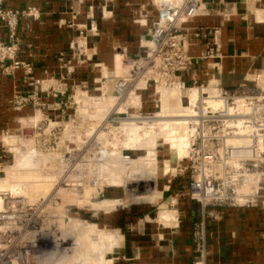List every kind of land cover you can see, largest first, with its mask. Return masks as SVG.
<instances>
[{
  "label": "crops",
  "instance_id": "0c3cea01",
  "mask_svg": "<svg viewBox=\"0 0 264 264\" xmlns=\"http://www.w3.org/2000/svg\"><path fill=\"white\" fill-rule=\"evenodd\" d=\"M4 2L8 8L33 6L41 11L40 20H24L19 26L20 60L32 65L33 79L44 80L47 86L53 84L58 94L49 96L36 88L32 78L27 79L22 71L7 75L0 65V133L5 130L10 133L11 127L34 118L39 112L32 104L16 109L17 94L30 96L38 92L39 101L46 105L45 110L39 112L41 116L47 114V120L52 121L64 119L62 110L67 92L73 91L79 82L99 74L95 66L101 64H91L96 60L112 67L118 53L125 55L124 58L140 55V38L157 19V9L151 0ZM148 8L155 10V16L139 25L136 18L143 12L146 16L150 14ZM90 28H96L97 33H91ZM187 28L192 31L220 28L222 32L219 72L212 68L210 61L201 59L207 51V41H192L190 55L194 63L191 70L181 76L188 87L210 84L216 77L224 90L234 92L241 86L254 87L251 81L264 76V0H203L202 10L189 21ZM81 34L86 36L90 51L96 53L91 63L78 59L71 49V45L81 39ZM6 39V30L0 25V40ZM152 89L140 94L149 109L153 103ZM182 205L178 226L172 230L159 227V234L135 235L137 239L131 247L138 252L129 250L128 255H124L126 262L119 264H194L200 258L202 236L206 247L205 264H264L262 204L204 208L188 199ZM123 242L124 239L116 249L121 248ZM108 261L116 264L119 258L112 257Z\"/></svg>",
  "mask_w": 264,
  "mask_h": 264
},
{
  "label": "rangeland",
  "instance_id": "374dc122",
  "mask_svg": "<svg viewBox=\"0 0 264 264\" xmlns=\"http://www.w3.org/2000/svg\"><path fill=\"white\" fill-rule=\"evenodd\" d=\"M152 10L148 8L150 14L146 16L143 12L141 17L136 18L139 25L155 16L156 12L155 10L151 12ZM140 52V55L143 54L144 49ZM95 54L89 49L85 54L77 56L81 61L91 63ZM119 54L121 58L117 60L121 63L113 62L112 67L95 60L91 65L101 64L95 66L99 74L91 80L79 82L73 91L67 92L66 103L62 110L65 112L62 115L64 119L47 120V114L43 117L38 112L34 118L25 119L11 127L10 133L6 130L0 133V246L4 249L8 247L6 242L10 241L13 248V252L8 253L2 250L0 254L3 256L10 254L15 262L13 259L9 261V257H6L3 260L0 259V264H38V258L53 249L51 241L40 242L42 245L49 244L48 250L43 252L39 250L34 253L30 246L34 235L41 232L49 222L57 225L62 220H69L70 223L80 221L95 224L98 230L107 233L109 237L106 242H96L93 244L95 247L91 246L94 247L91 250V258L99 260L104 258L108 261L112 257H118L119 261L116 264L126 262L124 255H128L129 250L135 254L138 252L137 248L131 247L132 242L137 239L135 235L159 234V227L170 230L175 227L172 224L169 227V223L163 226L158 224L162 206L166 205L173 212L177 218L176 226H178V221L182 217L180 209L184 207L182 204L190 200V176L188 171L179 172L178 165L181 161L171 172L155 178L157 190L164 193L156 202L147 200L140 204L132 203L133 197L144 193L145 190L142 188L137 193L133 188L129 189L127 184L132 180L129 179L132 172L128 171L127 175L128 172L124 168L121 169L124 174L120 171L118 162L121 161L119 157L122 156L118 154L123 153L132 160L145 157L143 151L124 149L123 142L126 141L128 132L123 124L134 121L138 126L143 127L142 116L159 113L161 103L160 95L155 93V85L152 87L151 109L144 106L141 92L133 96L119 97L115 87L118 81L116 78L121 75L119 69L122 65V53ZM88 69L91 68L88 67ZM110 74L114 76L110 77ZM251 82L256 85L255 81ZM260 87L264 86L260 85ZM134 103L137 105L134 106ZM163 103L166 104L165 101ZM189 104L188 93L182 90L181 106L189 110ZM176 107L178 106H172L171 112L177 113L179 109ZM170 149V145H163L159 140L158 169L164 167L165 161L176 162L171 156ZM104 153H114L118 159L116 156H108L106 159L102 155ZM25 157L26 159H23ZM184 163L181 164L184 165ZM70 176L76 180L71 181ZM67 177H70V182ZM119 181H122L123 185ZM71 183L77 188L72 187ZM153 186L150 185V187ZM108 202L112 204L116 202L122 206H116L115 210H112L113 207L109 211L104 208L101 210ZM99 203L101 205H98ZM98 207L99 210H95ZM53 228L55 231V226ZM65 230L67 233L70 231L68 227ZM59 232L61 231L58 230L57 233ZM94 238L99 239L98 236ZM123 239L122 247L116 249ZM83 242L86 245L91 244L88 238ZM79 261L77 264H81L82 260Z\"/></svg>",
  "mask_w": 264,
  "mask_h": 264
},
{
  "label": "built area",
  "instance_id": "2783aa9c",
  "mask_svg": "<svg viewBox=\"0 0 264 264\" xmlns=\"http://www.w3.org/2000/svg\"><path fill=\"white\" fill-rule=\"evenodd\" d=\"M151 1L157 9V19L140 38L144 53L123 59L121 75L116 78V92L124 98L154 85L155 93L160 85L178 86L187 93L195 89L201 91L200 99L194 105L189 104L191 143L187 158L181 162H185L184 165H178L179 172H189L190 199L204 208L257 204L264 207V87H260L259 78H255L254 87L241 86L230 92L218 85L216 77L210 84L188 87L181 76L193 66L194 59L190 55L193 40L207 41V51L201 59L210 61L212 68L219 72L221 29L192 31L187 28L189 21L202 10L203 0ZM41 17L37 7L8 8L4 0H0V25L7 36L6 41L0 40V65L7 75L22 71L27 79L32 78L36 88L56 96L58 90L53 84L47 86L48 82L33 79L32 65L20 60L19 26L24 20L37 21ZM90 32L96 34L97 30L90 28ZM81 35V39L71 45L77 55L89 51L87 38ZM29 104L39 112L46 108L39 101L38 92L30 96L17 94L14 98L16 109ZM6 243L8 247L0 246V252H13L11 242ZM7 254H0V259H13ZM205 255L202 236L200 258L194 264H205Z\"/></svg>",
  "mask_w": 264,
  "mask_h": 264
},
{
  "label": "bare ground",
  "instance_id": "6f19581e",
  "mask_svg": "<svg viewBox=\"0 0 264 264\" xmlns=\"http://www.w3.org/2000/svg\"><path fill=\"white\" fill-rule=\"evenodd\" d=\"M156 1L158 2V0H156ZM120 56L121 55H118V54L115 55V57H114L115 64H116V62H118L117 59L121 58ZM124 56L125 55L122 54V61H123ZM118 63H121V61L119 60ZM98 68L101 69V67H98ZM119 70H121V68ZM105 75H106V73H105ZM112 76H114V75L110 74V77H112ZM261 85L264 86V78L261 81ZM204 91H209V90L205 89ZM211 91L215 92L214 89H211ZM208 93H210V92H208ZM157 94L160 95L159 101L161 103V111L159 113L142 116L141 120H143L142 121V124H144V126L142 125L143 127L138 126L136 124L137 122H134V121L133 122H125V124H123V127H125L127 132H128V136L126 133V136H127L126 141L123 142L124 143V145H123L124 149L129 150V151L130 150L131 151H143L145 153V157L144 158L140 157V159H138V160H132L131 158L126 157L123 153H121L120 155L118 154V156H122L121 158L119 157V159H121V161L118 162V164L120 165L119 167H121L120 168L121 173L123 171L121 169H123V168L127 172L128 171L132 172V173H130L131 175L129 176L130 177L129 179H132V180H130L131 182H129L127 184L128 188L129 189L133 188L135 190V192H137V193L142 188L145 190L144 193H142L136 197H133L132 203H135V204L136 203L140 204V202L147 201V200H154L156 202L157 199H161V197L163 196L164 193L162 191L160 192L157 190L158 185L156 184L155 178L161 177V176L165 175L166 173H169L172 170H174L176 168V165H178L179 161L183 162L187 158V154H188V151L190 148L191 128L189 127V119H188V116H190V114H189L190 110H185L184 107L181 106L182 90L178 86H174L172 88H166V87H163L162 85H160L158 87ZM210 94H212V93H210ZM200 95H201V91L199 92L197 89L193 90L191 93H188L190 104L194 105L200 99ZM132 98L136 99L137 97H132ZM162 100H164L166 104H164L163 103L164 101H162ZM168 100H169V102H168ZM135 101L136 100H134V102ZM136 105H137V103H134V106H136ZM174 105L178 106L176 108L181 110V111L178 110L177 113L171 112L170 108H172V106H174ZM149 125H152V126H149ZM123 131H125V130H123ZM7 140H9V139H7ZM159 140L162 141L163 145H170L171 153L174 156L176 162L174 164L171 161H165L164 167L158 169L157 148L159 145ZM153 147L155 149H153ZM39 154H41V153H39ZM104 154H102V155L104 157H106V159L108 158V156H112V157L116 156V159H118L117 158L118 156L114 153H104ZM41 156L43 157V155H41ZM184 156H185V158H184ZM182 158H183V160H182ZM23 159H26V157ZM27 160H29V158ZM23 162H24V160H23ZM105 162H106V160H105ZM120 162H121V164H120ZM149 166H150V168H149ZM122 174H124V171ZM128 174H129V172L127 173V175ZM70 177H67V179H69L68 180L69 182H70ZM122 177H123V175H122ZM19 178H20V176H19ZM72 180L75 181L76 179L72 178L71 181ZM120 180H122V179L120 178ZM65 181H67V180H65ZM119 182L121 183L122 181H119ZM74 183L75 182H73V184ZM125 183H126V181H125ZM73 184L71 183L72 187L77 188ZM150 185H154V186L150 187ZM35 188H39V187L35 186ZM29 189H30V187H29ZM22 190H23V187H22ZM25 193H26V191H25ZM154 201H153V203H154ZM114 203L115 204H112L109 202L106 203L105 206L101 208V210L104 208V210L107 209V211H109V209H111V207H113L112 210H115L116 206H122V205H118V203H116V202H114ZM94 204H96L95 201H94ZM102 204H104V203H102ZM98 205H101V203H99ZM123 205H125V203H123ZM92 206H93V204H92ZM165 206L164 207L162 206L163 209L159 214L158 224L160 226H163V225L169 223V227H170V224H172L173 226H176L177 218L173 215V212L171 210H169L167 208V206L166 207ZM7 209H8V207H7ZM95 210L98 211L99 207H98V209H95ZM112 210H110V211H112ZM53 222H55V221H53ZM53 226H55V231L58 232V230H60L61 232H59V233L55 232ZM67 227L70 230L68 233L65 230ZM70 232H71V235H70ZM94 236H98L99 239L95 240ZM108 237H109V235H107V233H104L101 230H98V228L95 224H88L87 222L84 223V222H80V221H71V223H70L69 220L68 221L62 220L57 225L56 224L53 225V223L49 222L48 225H46V227L42 228L41 232L35 234L33 237L34 240L32 241V245L30 246V248H31V250L34 251V253H35V251H39V250H42V252H43V250L44 251L48 250L47 248H48L49 244H43L42 245V243L40 244V242L44 241V240L49 241V242L51 241L50 243L53 246V249L50 250L49 252H47L45 255H41V257L38 258V261H37L38 264H77V261H79L80 259L82 260L81 264H83V262H84V264H103L104 263L103 261H105L104 258H101L100 260L91 258V253H92L91 250L95 247L93 244H95L96 242L97 243H102V242L104 243V242H106ZM85 238L86 239L88 238V241H90V243H91L90 245L84 244L85 242H83V241L86 240ZM92 245L94 246L93 248L91 247ZM81 248H83V249H81ZM8 255H10V254H8ZM15 255H17V254H15ZM12 258H14V257H12ZM111 263H112V261H111ZM104 264H110V261H105Z\"/></svg>",
  "mask_w": 264,
  "mask_h": 264
},
{
  "label": "water",
  "instance_id": "95a60500",
  "mask_svg": "<svg viewBox=\"0 0 264 264\" xmlns=\"http://www.w3.org/2000/svg\"><path fill=\"white\" fill-rule=\"evenodd\" d=\"M263 78H264V77L261 76V77L259 78V81L261 82V81L263 80ZM218 85L221 86V84H218ZM171 156H172V158H174L173 155H171ZM174 164H175V163H174Z\"/></svg>",
  "mask_w": 264,
  "mask_h": 264
}]
</instances>
